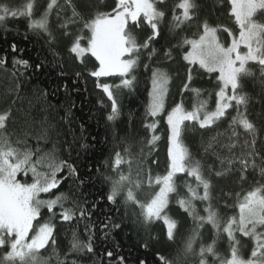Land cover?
Here are the masks:
<instances>
[{
    "label": "snow or ice",
    "instance_id": "6c2138e0",
    "mask_svg": "<svg viewBox=\"0 0 264 264\" xmlns=\"http://www.w3.org/2000/svg\"><path fill=\"white\" fill-rule=\"evenodd\" d=\"M165 0H114V7L111 11H95L89 17L82 15L78 11L74 0H63V5L58 0H48L44 12L38 20H32L28 27L39 33L46 35L45 43L49 51L54 56L59 53L53 45L59 42L58 37L50 29L49 16L56 10L57 30L62 39L68 41L67 51L84 63L87 53L98 62L94 70L89 75L97 80L96 87L102 89L103 94L111 103L110 113L107 115L108 121H115L120 116V103L117 99V92L123 89L132 90L136 81L135 70L140 64V58L147 52L148 60H152L158 53L154 47L161 35V22L166 16V12L158 7ZM230 5L229 15L234 18L238 26V35L227 26H210L207 21L202 24V34L198 38H183L182 44L190 46L183 56V59L191 65H199L209 74L216 75L218 91L215 92V108L208 110V101L199 100L193 105L191 110L184 107L183 100L176 103L167 112L166 122L169 130V166L165 175L153 177L147 175L149 186L157 185L156 191L148 202L137 199L135 194L143 181L132 175V159L129 148L124 149V155L116 152L112 160V169L116 177L106 176L110 183V190L106 200L113 206L121 203L119 197L123 194V206L135 205L139 207V222L143 225H150L155 221H162L166 226V236L169 241H174L178 231V221L170 217L166 209L169 206L170 194L177 193L176 176L179 173H187L189 177H194L196 186L185 183L187 196L177 199V204L189 216H191L197 227L193 229V234L189 236L185 244V253L194 252L193 244L199 234L198 229L205 224H210L216 230V234H227L230 256L226 259H219V264H264V185H258L248 191L236 205L239 209V216L229 217L222 224L221 217L213 207L211 201L212 182L209 175L206 177L203 166L199 160L192 158L188 147L185 145L183 135L187 130L185 122L198 124L200 129H210L228 117L231 135L228 143L220 144L216 137L212 141L220 147L227 148L229 152L237 147L238 133L236 126L242 127L246 133L252 136L250 141L245 140L243 147L247 149L240 156H235L228 160L230 166L238 163L240 179L243 181L245 173L251 167H257L256 157L260 156L261 164H264V156L256 151V133L258 131L247 112L251 97L245 88V78L253 75L249 63L258 65L261 77H264V21L258 17H264V0H228ZM34 3L32 0L24 5L23 10L10 8L7 4L0 3V24L8 16L18 15L32 16ZM175 9L180 10L177 15ZM198 4L196 0H179L174 6L172 15V25L179 29L185 22L193 21L197 15ZM70 12L71 15H67ZM81 24L77 34L69 30V25ZM144 27L150 29V34L141 42L137 32L143 31ZM218 32L226 33L231 38L230 43H224L218 36ZM86 41V43H84ZM175 47V46H174ZM11 51L17 52V45H11ZM164 57L172 59V51L168 49L164 52ZM8 58L0 57V70L8 72ZM13 70L11 77L17 81V92L22 87L17 74L18 66L24 69L42 67V64H30L28 60L13 58L11 61ZM145 71L151 70V91L149 93V103L146 107L145 117H152L151 123L144 126L155 133L158 120L155 118L165 112V98L169 92L170 76L167 71L159 67H151L146 63L143 65ZM192 69L188 70L187 80L182 86V94L191 91L197 98L201 95V90L191 88ZM63 74V73H62ZM19 75H23L20 73ZM79 77L81 73H76ZM102 77H114L119 79V83H101ZM45 99L47 93H43ZM261 96L264 97V89ZM103 103V101H101ZM241 108L244 111H241ZM229 109H234L236 115L232 116ZM11 116V110L0 113V249H7L3 257H0V264H52L55 258L56 264H82L77 259L69 260L70 254L95 255L94 239L96 238V227L91 222L93 211L97 209V204L93 203L91 208L85 207L87 201L81 202L79 199H72L68 192H60L61 186L68 180L77 182L75 187L79 189L85 181L81 179V174L74 164L59 158L55 152L41 153L39 147L33 149L27 145L26 140H16L15 143L6 135L7 121ZM83 127V126H81ZM219 135V134H218ZM160 137L153 134L147 141L149 146H154ZM88 146L81 145V148ZM72 144L68 145L69 155H71ZM215 153L212 142L204 147L205 154ZM223 163V160L221 161ZM122 165H127L128 171L122 170ZM66 170V175L64 174ZM264 174V167L260 168ZM99 172V169H97ZM216 176L222 173L217 171ZM73 185H69V189ZM202 188V193L198 189ZM59 193V194H57ZM46 194L48 198H42ZM177 195H179L177 193ZM71 200V207L65 204ZM199 200L207 202L204 212L206 215H199L193 201ZM59 211H55L56 209ZM46 210L48 219H43V211ZM114 210L119 212L118 207ZM103 212V209H99ZM59 218L62 223H76L84 221V231L88 234L87 241L79 238L78 229L72 231L69 252L65 253L61 259L57 252L56 225L53 222ZM43 220V222H41ZM106 221V222H105ZM101 223L105 229H119L121 223L113 220L111 215L105 214ZM99 231V229H97ZM31 233V235H30ZM236 233L244 237L253 239L254 246L249 258L245 259L240 254V240ZM105 232V238L108 236ZM216 240L208 245H201L198 264H208V256L218 258L215 252ZM52 249L48 257H43L41 251ZM108 257H112L111 251L107 252ZM120 264H124V258L120 257ZM161 264H173L165 256H160ZM140 264H144L141 261Z\"/></svg>",
    "mask_w": 264,
    "mask_h": 264
},
{
    "label": "trees",
    "instance_id": "16d2710c",
    "mask_svg": "<svg viewBox=\"0 0 264 264\" xmlns=\"http://www.w3.org/2000/svg\"><path fill=\"white\" fill-rule=\"evenodd\" d=\"M26 1L29 0H0V3L7 4L13 9L23 10ZM38 3L33 9L31 17L18 15L8 16L0 24V57L8 58V72L0 70V113L11 110V116L7 121L6 135L15 143L16 140H26L27 145L35 149L39 147L41 153L55 152L59 158L67 160L77 167L81 174V179L85 181L79 189L75 187L73 180L65 182L60 192H68L72 199H79L81 202L87 201L85 207L91 208L93 203L97 204V209L93 211L91 222L96 225L94 239L95 255L70 254L68 259H77L82 264H120V257L124 258V264H161L159 257L165 256L173 264H198L197 253L201 245H208L216 240L215 252L218 258L208 256V264H219V259H226L230 256L229 242L226 233L216 234V230L210 224H205L198 229L199 234L193 244L194 252L186 254L185 244L193 229L197 227L193 218L189 216L177 204V199L187 196L185 183L196 186L194 177H189L187 173L177 174L175 180L177 193L170 194L167 214L178 221V231L174 241H169L166 236V226L162 221H155L150 225H143L139 222L140 209L135 205L123 206V194L119 197L121 203L116 206L111 205L106 196L110 190V183L106 176L116 177L112 169V160L116 152L124 155V149L129 148L132 159V175L143 181L140 191L135 192L137 199L148 202L157 187L148 185L147 175L153 177L162 175L168 168V127L165 121L166 113L176 104L183 100L184 107L191 110L193 105L199 100L208 101V110L215 108V92L218 91L216 75L209 74L199 66L188 64L183 56L190 46L183 45V38L192 39L202 32L204 21L210 26L224 25L238 32V26L233 17L229 15L230 5L228 0H196L198 4L197 15L193 21L185 22L179 29L172 25V15L174 6L179 0H165L158 5L166 12L164 20L161 22V35L158 37L154 47L158 53L152 60H148L147 52L140 58V64L135 70L136 81L133 89H123L117 92V99L120 103V116L115 121H108L107 115L111 110V103L103 94L102 89L96 87L97 80L89 75L90 71L97 66L94 57L87 53L84 63L75 59L67 51L68 41L61 37L57 30L56 10L49 16L50 29L58 37L59 42L53 45L58 56H54L49 51L45 43L47 39L43 33L31 30L28 25L32 20H38L47 7L48 0H37ZM78 11L85 17L94 14L95 11H111L114 7V0H86L82 4L81 0H74ZM63 5V0H58ZM16 4H19L16 5ZM177 15L180 10L175 9ZM67 15H71L70 12ZM82 28L81 24L69 25V30L73 35ZM224 37L226 33L220 32ZM142 42L149 34L150 29L144 27L143 31L136 33ZM17 45V52L11 51V45ZM86 43V41L84 42ZM175 46V47H174ZM168 49L172 51V59L164 57V52ZM13 58L28 60L30 64H42L39 69H24L18 66L17 74L22 83V87L17 92V81L11 77L13 70L11 61ZM150 64L151 67H159L168 72L170 76L169 92L167 96L166 112L158 119V126L155 135L160 137L154 146H149L147 141L151 139L153 132L144 125L151 123L152 117H145L146 107L149 103V93L151 91V70L145 71L143 65ZM253 75L245 78L244 91L251 97L246 114L254 122L258 131L256 133V151L264 156V97L261 96L264 89V77H261L259 67L249 63ZM192 69L191 88L201 90L199 98L191 92L182 94V86L187 80L188 70ZM81 73L77 76L76 73ZM23 73V75H19ZM63 73V74H62ZM101 83L116 84L118 78L102 77ZM43 93H47L45 99ZM103 101V103H101ZM241 111H244L241 108ZM232 116L236 115L234 109H229ZM230 117L217 122L210 129H200L198 124L185 122L187 130L183 135L185 145L188 147L191 156L199 160L203 166L205 176L211 175L212 182V205L221 217L222 224L229 217L239 216V209L236 206L239 200L254 187L264 185V174L260 168V156L256 157L257 167L249 168L245 173L246 178L242 181L238 171V163L230 166L228 160L235 156H240L247 151L243 147L244 141H250L252 136L245 132L242 127L236 126L238 133L237 147L229 152L227 148L220 147L212 141L216 137L220 144L228 143L231 135L229 128ZM83 126V127H81ZM219 134V135H218ZM210 142L217 151L207 154L204 152ZM72 144L71 155H69L68 145ZM87 148H81V145ZM223 160V163L221 161ZM99 169V172H97ZM122 170L127 173V165H122ZM219 171L221 176H216ZM65 175L66 170H65ZM69 185H73L71 190ZM138 190V189H137ZM202 193V188L198 189ZM59 194V193H57ZM42 198H48L42 194ZM199 215H206L204 208L207 202L199 200L193 201ZM66 207H71V200L66 202ZM118 207L119 212L114 210ZM103 209V212L99 211ZM55 211H59L57 208ZM43 219H48V213L43 210ZM111 215L114 221L121 223L119 229H105L101 223L102 217ZM43 222V220L41 221ZM56 225L57 252L61 259L65 253L69 252L72 231L78 229L79 238L87 241L88 234L84 231V221L77 225L62 223L57 217L53 221ZM106 222V221H105ZM99 229V231H97ZM264 231V228H258ZM108 232L105 238L104 233ZM240 240V254L247 259L254 246L253 239L244 237L236 233ZM7 249H0V257H3ZM113 253L112 257L107 256V252ZM52 249L42 250L41 255L48 257ZM52 264H56L53 258Z\"/></svg>",
    "mask_w": 264,
    "mask_h": 264
},
{
    "label": "rangeland",
    "instance_id": "374dc122",
    "mask_svg": "<svg viewBox=\"0 0 264 264\" xmlns=\"http://www.w3.org/2000/svg\"><path fill=\"white\" fill-rule=\"evenodd\" d=\"M29 1H26V3H25V5L28 3ZM32 2L34 3V7L37 5V3H38V1L37 0H32ZM81 2H82V4H85V2H86V0H81ZM16 5H18L19 6V4H16ZM10 8H13V7H10ZM19 9V8H18ZM21 10V9H20ZM22 11V10H21ZM258 19L259 20H261V21H264V17H258ZM238 32H239V29H238ZM238 32L236 33L237 35H238ZM200 34H202V32L200 33ZM198 35L199 34H197V35H195L193 38H198ZM218 36L220 37V39H221V41L222 42H224V43H230V40H231V38L230 37H228V36H226V37H224L223 35H222V33H220V32H218ZM251 63V62H250ZM198 65V64H197ZM199 66V65H198ZM169 87V86H168ZM168 96V95H167ZM149 99H150V97H149ZM166 103H167V97L165 98V112H166ZM171 110V109H170ZM169 110V111H170ZM164 112V113H165ZM164 113H161V115L160 116H158V117H156L155 119L156 120H158L161 116H162V114H164ZM166 115H167V113H166ZM165 121H166V116H165ZM166 124H167V122H166ZM167 127H168V125H167ZM156 132V131H155ZM154 134V133H153ZM158 136V135H157ZM168 136H169V130H168V134H167V140H168ZM168 150H169V140H168ZM168 161H169V157H168ZM168 166H169V163H168ZM167 171H168V168H167ZM167 171L165 172V173H163L162 175H160V176H163V175H165L166 173H167ZM156 187H157V190L156 191H158L159 190V186H157V185H155ZM141 188V187H140ZM138 191H140V189H138V190H136V192H138ZM43 211V210H42ZM30 235H31V233H30Z\"/></svg>",
    "mask_w": 264,
    "mask_h": 264
}]
</instances>
